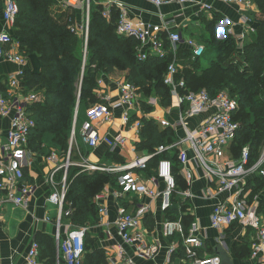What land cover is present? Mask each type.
<instances>
[{
	"label": "built area",
	"instance_id": "built-area-1",
	"mask_svg": "<svg viewBox=\"0 0 264 264\" xmlns=\"http://www.w3.org/2000/svg\"><path fill=\"white\" fill-rule=\"evenodd\" d=\"M80 0H69L70 5H76ZM89 2V0H85ZM193 0H151L156 6L166 3L177 2L182 6ZM237 3L240 10V25L242 31L236 33L234 28L226 29V33L233 35L239 44L243 46L247 36L256 32V20L251 13L253 0H228ZM120 17L117 22V33L121 36L131 37L138 41L139 56L147 59L150 54L163 57L167 53L166 40L169 41L174 55V60L168 66L165 76V84L170 88L173 102L182 108L179 120L171 124L165 119H157L163 127H172L175 131L178 127L185 130V137L177 138L173 143L159 146L154 153L149 152L137 154L135 157L125 160L123 163H112L110 165L93 163L86 159L83 163L74 162L71 149L67 158L62 162L58 154L53 153L49 160L57 161L55 173H59L60 179L55 178L56 188L50 193L48 200L58 208V225L54 235L57 247L55 264H83L86 255V236L89 227L78 226L70 223L66 233L61 230L63 220H70L73 205L67 199L69 192V170L77 167L82 172H108L116 176L115 198L119 201L116 229L123 243L134 246L139 257L144 259L155 258L160 250V245H147L143 232L144 219L150 212V207L138 202L133 209L130 207V196H148L152 199H161V210L165 214L163 222V233L166 237L173 239L179 235L177 240H172L169 251L170 260L183 248L184 256L180 257L184 264H221L218 255L202 256L205 247L204 239L200 233V224L197 219L191 221L187 229L182 219H173L166 216L168 210L173 206L174 200L178 198L182 202L190 204L195 197L190 187L195 175L188 168L189 153L183 145L188 143L206 176L211 181V188L207 195L211 198L221 193H230L232 196L223 202L217 203L210 214V223L213 228L226 229L235 224L248 226L256 235L252 243V258L264 264V213L260 210V192L253 195L250 182L259 178L264 180V141L256 158H252L251 148L244 147L238 156L230 151V147L236 140L240 131V123L235 120L239 109V102L230 93L223 90L216 96H212L206 89L194 91L188 88L186 81L178 77L184 66L179 62V52L184 44L191 51V60L202 58L206 52V46L194 37H184L180 30H170L167 25H147L144 22H134L130 19L123 4L118 3ZM2 18L5 24L0 29V59H7L21 66L27 64V58L20 49V45L13 35V26L19 14V5L16 0H4ZM210 11L212 6L204 3L201 7ZM109 7L104 14L109 16ZM90 25V9L87 7V15L81 25L71 24L70 29L84 38L82 54L84 62L88 55V31ZM222 26V25H221ZM164 34L166 38L164 37ZM25 70L20 69L16 74L9 76L11 87L20 88ZM102 80L99 79V87ZM101 102L92 104L87 108L86 117L80 127L84 143L91 149L101 143L110 147H123L126 137L122 135L116 139L102 135L98 130V123L113 120L116 111H119L122 128L137 129L141 138L143 127V109L139 103L140 94L135 85L123 80L119 96L115 101L102 92L98 91ZM41 98L35 92H29L23 101L14 103L0 91V118L11 116V124L7 131L4 155L0 160V192L4 191L8 202L14 205H24L29 201L34 192L33 185L26 182L24 162L22 160L26 148L29 145L30 134L35 127V120L28 111V106L39 101ZM25 100V102H24ZM148 104L156 107L159 98L148 97ZM199 113H209L194 131L188 129L186 119ZM78 132V130H77ZM76 127L73 131L72 144L77 136ZM178 149V161L181 174L185 180L186 187L180 188L174 163L171 159L161 158L151 166V159L165 152ZM53 177H55L53 175ZM246 183V184H245ZM107 189V187H106ZM106 189L98 193L94 201L98 207L100 216H104L108 210L103 204ZM263 191V190H262ZM114 264H135L134 259L128 255L126 249L117 246L113 255L108 254ZM112 256L114 258H112ZM169 258V257H168ZM110 260V258H109ZM27 264H42L40 261V244L33 241L27 256Z\"/></svg>",
	"mask_w": 264,
	"mask_h": 264
},
{
	"label": "trees",
	"instance_id": "trees-1",
	"mask_svg": "<svg viewBox=\"0 0 264 264\" xmlns=\"http://www.w3.org/2000/svg\"><path fill=\"white\" fill-rule=\"evenodd\" d=\"M16 1L19 14L14 24L15 37L19 40L23 53H36L41 63L39 72L26 69L21 82L26 92L33 91L41 98L28 106V111L35 120V127L29 139V147L32 150L42 152L43 135L51 133L54 146L63 154L61 157L67 158L77 102L79 100L78 106L88 108L102 101L98 97V90L99 79L103 75L121 73L125 80L137 87L140 95L159 97L165 107L173 103L171 90L164 82L168 66L174 60L169 41L166 40L165 56L150 54L143 60L139 56L138 41L117 33L120 11L112 9L109 16H106L103 6H92L88 55L84 62V38L70 29L71 24H76L74 16L66 13L60 19H55L51 9L52 0ZM253 1L259 7V12L250 14L258 26L255 33L247 36L243 46L238 48L237 39L230 34H227L224 40L217 39L215 25L218 17L206 19V32L201 41L206 45V50L207 45H210L215 55L210 57L209 65L204 67L201 61L207 58V51L202 58L192 61L191 51L181 48L179 62L184 69L178 77H182L191 90L206 89L212 96L225 90L238 100L239 109L235 120L240 123V131L230 151L234 156H238L241 149L248 145L254 159L264 141V0ZM164 37L166 38L165 34ZM80 77L81 87L78 91L76 83ZM139 103L145 113L154 111V107L145 100H139ZM251 113H254L253 119ZM142 121L141 140L136 145L137 151L152 154L159 146L177 140L176 131L172 127H163L155 117L148 118L144 115ZM161 158L173 161L178 184L180 188H185L178 161V149L153 157L150 160L151 166ZM112 159L118 163L125 162V159L117 154H113ZM57 178L60 179V176ZM80 178L81 181H77ZM115 179L116 176L108 172H82L80 168H70L67 196L73 205L70 221L78 226L89 227L88 223L98 220V207L94 198L105 190L108 184H115ZM93 185L98 192L92 196L90 186ZM250 186L253 188L252 196L256 195L264 189V180L257 178L250 182ZM259 206L264 213V199ZM170 215L173 219L181 218L186 229L193 220L190 204L178 198L166 214ZM90 235L88 232L86 236L83 264L86 260L89 264H108L106 251L104 253L98 247H88ZM43 240L38 241L40 247L46 244L50 252L54 253L55 241L52 238ZM236 247L238 257H252V245L243 242ZM182 250L183 248H180L176 255L183 257Z\"/></svg>",
	"mask_w": 264,
	"mask_h": 264
},
{
	"label": "crops",
	"instance_id": "crops-1",
	"mask_svg": "<svg viewBox=\"0 0 264 264\" xmlns=\"http://www.w3.org/2000/svg\"><path fill=\"white\" fill-rule=\"evenodd\" d=\"M1 1L3 5L4 0ZM68 1L52 0V14L55 19H60L64 14L70 13L75 17L74 21L77 25H81L84 22L88 5L91 15L92 6L94 8L95 6L101 5L104 7V10L109 7L111 13L112 9L119 10L117 4L120 3L123 4L130 19L134 22H144L147 25H167L170 30H180L184 37H194L199 41H201L202 35L206 32L204 24V20L206 19L211 20L218 17V22L215 25V33L217 39L220 40L225 38L227 35L226 29L228 28L233 27L236 33H240L243 29L240 25V6L228 0H193L184 6L177 2H170L159 7L153 4L151 0H89V2L80 0L76 5H70ZM204 3L210 4L212 9L210 11L202 9L201 7ZM2 9L3 7L0 8V29L5 24L2 18ZM253 12H259V7L255 2L251 8V13ZM255 24L257 27V22ZM14 29L13 26L12 33L15 36ZM15 39L20 45L19 40L16 37ZM181 48L184 49L187 47L182 44ZM24 55L27 58V64L25 66H21L7 59H0V91L13 103L15 101L22 102L28 92L25 91L26 89L23 86L20 88L11 87L9 84V76L16 74L20 69H30L34 72L41 70L40 59L36 53H24ZM100 79L102 80V84L98 91L109 96L111 101H115L120 93V87L124 80L123 75L121 73H114L109 76L103 75ZM139 100H148V97L140 95ZM86 111L87 108L82 107V110L79 112V115H82L84 119L86 117ZM181 112L182 108L177 105L176 101L165 107L161 104L159 98L156 107H154V111L149 114L143 112L140 115L145 114L148 118L165 119L171 124H176ZM208 114L199 113L188 117L186 119L188 129L195 132ZM10 124L11 116L0 118V160H2L4 155V145ZM77 124L79 126V122ZM78 128V133L72 147V159L78 163L85 162L87 158L91 162L92 160H98L99 162L97 164L101 165L118 163L112 159L113 154H117L125 160L131 159L135 157L134 149L141 140L137 129L122 128L119 111H116L113 120L98 123V130L102 135L114 139L121 135L126 137V143L123 147H110L106 143H101L96 148L91 149L84 143L80 127ZM176 134L178 138H183L185 137V130L182 127H178ZM42 142V152L34 151L28 146L22 158L26 173V182L33 185L34 188V192L30 196L29 201L24 205H14L7 201L4 191L0 192V264H27L28 252L33 241H44L43 239L45 238H52L55 241L54 235L58 225V208L49 202L48 197L56 188L54 183L59 173H55L58 162L49 160V157L51 154L57 153L60 161L63 162L65 158H62L60 151L55 149L56 147L54 146L53 135L51 133H45ZM183 147L187 148L189 153L188 168L195 175L193 184L190 187L192 193L195 195L191 200V213L193 214V218L199 221L200 233L205 242V247L201 253L202 256L215 255V248L222 247L228 252L234 264H262L259 260L250 256L243 258L236 255V244L244 242L252 245L254 242L256 235L251 228L242 224H235L223 230L211 226L209 217L213 207L219 202L230 199L232 195L230 193H221L213 198L209 197L207 193L212 186L210 179L195 159L193 151L189 148V144L186 143ZM140 153L145 152L138 151L137 154ZM117 189L118 187L115 184L110 183L107 185V194L104 196L103 204L108 212L104 216L99 215L96 224L89 227V232L94 233L97 247H102L106 253L113 255L117 246L122 245L128 255L134 259L135 264H184L180 256L177 255L170 260L169 251L172 240H177L179 235H176L173 239L164 235L163 222L166 217L161 210L160 198L152 199L148 196H130L128 198V205L133 209L140 201L150 207V212L144 219L143 232L147 245H160L158 255L153 259L141 258L138 256L134 246L123 243L116 229L119 201L115 198L114 193ZM263 199L264 189L260 192L259 200ZM70 223L73 222L63 220L60 225L63 233L67 232ZM54 244V253L50 252L46 244L42 248L40 247V261L42 264L56 263V241ZM109 258L111 260V257ZM112 258L114 257L112 256ZM111 264H114V262L111 261Z\"/></svg>",
	"mask_w": 264,
	"mask_h": 264
},
{
	"label": "rangeland",
	"instance_id": "rangeland-1",
	"mask_svg": "<svg viewBox=\"0 0 264 264\" xmlns=\"http://www.w3.org/2000/svg\"><path fill=\"white\" fill-rule=\"evenodd\" d=\"M216 32V31H215ZM228 35H226L225 37H227ZM216 38H217V36H216ZM220 40V39H219ZM221 40H224V39H221ZM237 45V44H236ZM237 47L238 48H241V46H238L237 45ZM81 48V47H80ZM207 58H205L204 60H202L201 61V65L202 66H208L209 65V59H210V57L211 56H214L215 55V52L212 50V48H211V46L210 45H207ZM76 87L78 88V91H79V89H80V87H81V77H80V79L78 80V82L76 83ZM101 100H102V98L100 97V96H98ZM78 98H79V96H78ZM78 102H79V100H78ZM77 102V106H76V109H75V113H74V117H73V126H72V129H71V133H70V138H69V149H71V152H72V147H73V144H72V136H73V131H74V128L76 127V132H77V130L79 129L78 127H81V124L83 123V116L82 115H79V112L82 110V106L80 107V106H78L79 105V103ZM84 108H86V107H84ZM158 110H160L159 108H158ZM251 115H252V119L254 118V113H251ZM79 122V126H78V122ZM78 133V132H77ZM29 146V145H28ZM248 146V145H247ZM247 146H244V147H247ZM243 147V148H244ZM242 148V149H243ZM55 149H57V148H55ZM241 149V150H242ZM59 150V149H58ZM241 152V151H240ZM239 152V153H240ZM60 154L61 155H63L61 152H60ZM71 156H72V154H71ZM62 158H63V156H62ZM92 162L93 163H98L99 161L98 160H92ZM79 177V176H78ZM77 181H81V178L80 179H77ZM90 190L92 191V196L93 195H95L97 192H98V190H97V188L95 187V185H93V186H90ZM56 207V206H55ZM57 208V207H56ZM96 209H97V207H96ZM96 211V210H95ZM97 213H98V217H99V212H98V210H97ZM96 220L97 219H95V221H92V222H90V223H88V226L89 227H91V226H94L95 224H96ZM77 223H79V224H81V225H83L82 223H80V221H77ZM91 233V235L89 236V240H88V247H90V248H96L97 247V245H96V238L94 237V233L93 232H90ZM237 245V244H236ZM236 245H235V247H236ZM238 247V246H237ZM236 247V248H237ZM98 248H100V249H102L103 251H104V253H105V249L104 248H102V247H98ZM237 253V252H236ZM104 256V255H103ZM107 259H108V264H111V260H109V257H107ZM85 264H89V262L86 260V263Z\"/></svg>",
	"mask_w": 264,
	"mask_h": 264
},
{
	"label": "water",
	"instance_id": "water-1",
	"mask_svg": "<svg viewBox=\"0 0 264 264\" xmlns=\"http://www.w3.org/2000/svg\"><path fill=\"white\" fill-rule=\"evenodd\" d=\"M215 254L220 256L221 264H234L232 258L228 254V252L226 250H224L222 247H216L215 248Z\"/></svg>",
	"mask_w": 264,
	"mask_h": 264
}]
</instances>
